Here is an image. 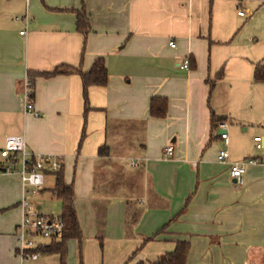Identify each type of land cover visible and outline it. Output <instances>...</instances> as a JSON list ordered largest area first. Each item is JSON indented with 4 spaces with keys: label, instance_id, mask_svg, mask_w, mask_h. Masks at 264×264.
Listing matches in <instances>:
<instances>
[{
    "label": "crops",
    "instance_id": "crops-1",
    "mask_svg": "<svg viewBox=\"0 0 264 264\" xmlns=\"http://www.w3.org/2000/svg\"><path fill=\"white\" fill-rule=\"evenodd\" d=\"M256 2L264 14V0ZM244 3L0 0V150L8 135L22 134L29 151L62 156L85 264H153L178 240L189 242L186 264H264V162L247 164L241 183L229 168L235 160L264 161V146L257 149L254 140L260 135L264 145V81L254 78L264 43L232 35V16L243 17ZM80 10L88 14L86 34L77 28ZM99 56L108 82L89 87L87 112L75 72L36 77L40 115L25 110L29 71L60 64L88 70ZM186 57L188 69L181 67ZM155 96L167 99L163 117L150 114ZM214 117L228 122L227 145ZM222 148L229 150L226 162L218 160ZM0 163L9 167L0 173L3 205L22 216L20 162ZM54 185L55 175L47 174L35 198L41 210L46 191L60 202ZM18 223L8 235L0 229V264H18ZM72 247L75 239L67 242L66 258Z\"/></svg>",
    "mask_w": 264,
    "mask_h": 264
},
{
    "label": "built area",
    "instance_id": "built-area-1",
    "mask_svg": "<svg viewBox=\"0 0 264 264\" xmlns=\"http://www.w3.org/2000/svg\"><path fill=\"white\" fill-rule=\"evenodd\" d=\"M238 14L245 16L246 13L238 10ZM23 34L24 31H21ZM170 45L174 46L175 42L170 41ZM190 66V58L186 57L182 61L181 67L188 69ZM25 110L35 116H39L40 112L36 110L34 103V87L30 78L24 80L23 88ZM217 128L219 129L220 137L228 144V122L218 121ZM256 148L262 149V136L254 137ZM173 153V146L169 145L165 149V155L170 156ZM1 156L8 164L20 162L18 173L24 188V194L19 205L23 209L21 220L16 227L15 236L18 246L16 254L19 257L20 264H30V261L36 260L40 256V251L37 249L46 242L52 239L61 237L64 223L57 215H45L38 201L35 199L39 190L45 184L46 175L56 173L63 167L62 156L51 153H38L29 151L26 146V140L22 134H11L5 139V144L0 150ZM229 157V150L222 148L218 153V160L226 162ZM264 162L261 158L251 157L244 160H235L229 163L230 174L237 182L243 181V175L247 164H256ZM137 160H132V164L136 165ZM7 171L9 167H3L0 163V172Z\"/></svg>",
    "mask_w": 264,
    "mask_h": 264
},
{
    "label": "trees",
    "instance_id": "trees-1",
    "mask_svg": "<svg viewBox=\"0 0 264 264\" xmlns=\"http://www.w3.org/2000/svg\"><path fill=\"white\" fill-rule=\"evenodd\" d=\"M77 28L84 34L90 31L88 14L83 10L77 12ZM74 72L80 74L82 78L85 112H87L90 108L88 95L89 87L92 85L104 86L108 82V70L105 64L104 57H97L88 70H83L80 67L60 64L51 71H29L28 76L34 87L35 78L38 76L49 77L56 74ZM222 74L223 71L221 70L219 76H222ZM254 78L257 81H264V62H259L256 64L254 69ZM166 112L167 99L160 96L153 97L150 102V114L152 116L163 117L166 115ZM221 119L223 118L214 117L213 122L220 121ZM83 137L84 133L81 140L83 139ZM102 148L103 147L99 148V152L102 151ZM54 175L55 185L51 189V191L61 202V212L58 216L62 219L64 227L62 229L60 238L52 239L50 242L41 245L37 249L41 253L57 254L60 259V264H66L67 242L70 239L78 240L79 248L81 250L83 233L80 227V222L75 205L73 184L67 183L65 181L63 167L58 172L54 173ZM149 239L150 238H145L144 241ZM188 250L189 242L187 240H178L176 242V247L172 252L160 256L159 259L153 264H156L158 261H160L161 264H186ZM137 264H145V262L140 261Z\"/></svg>",
    "mask_w": 264,
    "mask_h": 264
},
{
    "label": "rangeland",
    "instance_id": "rangeland-1",
    "mask_svg": "<svg viewBox=\"0 0 264 264\" xmlns=\"http://www.w3.org/2000/svg\"><path fill=\"white\" fill-rule=\"evenodd\" d=\"M234 7H235V5H234ZM234 7L232 6L230 8L231 12H232V9H234ZM253 7H254V9H253ZM259 7L260 6L258 5V2H256V0H254V1L253 0H249V1L245 0V3L243 4L242 8H240V9H242L246 13V15L243 17L232 16L233 17V23L235 24V31L232 35H234L235 32H237L235 35V38L239 39L240 42L249 43L252 45H259V46L262 43H264V14H262L263 10L258 12V10L260 9ZM249 10L254 11V15H252L251 17L248 16ZM254 17H255V19H253ZM257 39H258V42L256 41ZM1 161H4V158L0 155V162ZM0 173H2V172H0ZM3 192H5V187L0 188V203H2L0 205V229L7 228L8 232H5V234H3V235H8L9 233H11L10 228L12 229V227H13V225H15L16 221L17 220L20 221L22 216L20 215V211L19 210H18V212L14 211L13 208L11 207V205L10 206H4L3 205L4 201H6V199H7V197L4 196ZM42 200H43V209H42L43 212H45L46 214H49V215L51 213H54L56 215L59 214V212L61 210V203L58 202V200L56 198L51 197V195L46 191V192H44ZM5 243H6V240L3 239L1 241L2 247L5 246ZM100 244L103 245V240H102V243L100 241ZM16 245H17V240H16ZM84 245H85V240L83 238L82 239V247L80 250L78 240H76L77 252H75L76 249L74 247H72V250L70 251L71 255L69 252L70 256L66 258V264H85ZM13 251H14V255H15V250H13ZM80 251H81L82 255H80ZM2 253H3V255L6 254L4 250L2 251ZM90 255L92 257V252ZM16 258H17L18 264H20L19 257L16 256ZM70 258H71V260L68 261ZM40 259L41 260L36 261V262H34V260L30 261V263L31 264H42V263H44V264L45 263L46 264H60V259H59V256L57 254L42 253V255L40 256ZM7 264H11V262L9 261Z\"/></svg>",
    "mask_w": 264,
    "mask_h": 264
},
{
    "label": "water",
    "instance_id": "water-1",
    "mask_svg": "<svg viewBox=\"0 0 264 264\" xmlns=\"http://www.w3.org/2000/svg\"><path fill=\"white\" fill-rule=\"evenodd\" d=\"M3 171H4V169H3ZM156 264H161V262H160V261H158Z\"/></svg>",
    "mask_w": 264,
    "mask_h": 264
}]
</instances>
